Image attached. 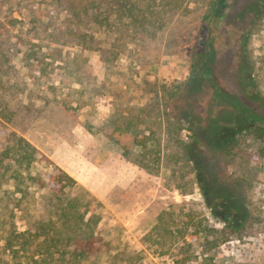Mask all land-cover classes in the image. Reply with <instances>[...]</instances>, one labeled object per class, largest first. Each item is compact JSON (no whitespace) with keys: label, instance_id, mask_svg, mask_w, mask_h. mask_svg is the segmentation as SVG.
<instances>
[{"label":"rangeland","instance_id":"rangeland-1","mask_svg":"<svg viewBox=\"0 0 264 264\" xmlns=\"http://www.w3.org/2000/svg\"><path fill=\"white\" fill-rule=\"evenodd\" d=\"M212 1L0 0V150L93 138L95 248L64 264H264V3ZM37 149L23 193L0 178V264L52 216Z\"/></svg>","mask_w":264,"mask_h":264},{"label":"trees","instance_id":"trees-1","mask_svg":"<svg viewBox=\"0 0 264 264\" xmlns=\"http://www.w3.org/2000/svg\"><path fill=\"white\" fill-rule=\"evenodd\" d=\"M221 1L211 2V14L219 16L218 6ZM261 2L264 3V0ZM252 5L257 6L258 3ZM128 9L132 10L131 5ZM244 12L241 13L242 17ZM249 93V99H257V94L253 91ZM231 100L232 108L244 114L246 105L242 100L233 96ZM6 141L0 150V178L7 175L14 177L15 188L23 193L24 188L20 186L18 178L21 180L23 169L30 170L39 154L38 149L16 131H11ZM55 169L57 174L51 177L53 184L50 187L52 216L45 221L40 219L30 233V236L40 241L31 256L34 264H64L69 258L73 262L89 259L95 248V227L100 216L95 214L94 209L99 201L92 196L87 200L74 197L72 192L82 186L59 166H55Z\"/></svg>","mask_w":264,"mask_h":264},{"label":"crops","instance_id":"crops-1","mask_svg":"<svg viewBox=\"0 0 264 264\" xmlns=\"http://www.w3.org/2000/svg\"><path fill=\"white\" fill-rule=\"evenodd\" d=\"M92 139L90 133L88 134L86 131L84 133L81 132L77 142L74 144L64 139L56 145L52 143L49 145L50 148L37 147L70 175L84 181L85 185H88L92 183V177L96 173L93 161L85 153L92 144ZM88 175H91V177L88 180H83Z\"/></svg>","mask_w":264,"mask_h":264}]
</instances>
